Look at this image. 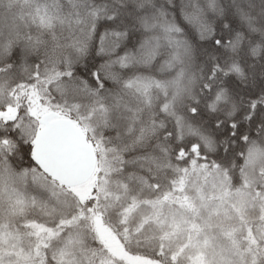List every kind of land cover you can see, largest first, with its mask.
Returning <instances> with one entry per match:
<instances>
[{
    "label": "trees",
    "instance_id": "16d2710c",
    "mask_svg": "<svg viewBox=\"0 0 264 264\" xmlns=\"http://www.w3.org/2000/svg\"><path fill=\"white\" fill-rule=\"evenodd\" d=\"M49 77V112L83 121L90 143L122 158L105 216L120 231L122 210L164 200L193 163L226 171L240 188L248 157L264 160V0H0V113L21 107V116L0 120V146H8L0 155V230L29 255L41 252L27 238L39 240L31 227L63 230L42 246L43 264H104L86 224L61 225L80 211L71 188L33 161L39 129L31 128L29 91ZM258 211L245 215L252 221ZM144 215H134L136 236L121 239L124 248L164 263L161 242L147 240L143 226L136 233ZM206 233L197 239L210 251L207 262L227 264L215 253L227 241Z\"/></svg>",
    "mask_w": 264,
    "mask_h": 264
},
{
    "label": "rangeland",
    "instance_id": "374dc122",
    "mask_svg": "<svg viewBox=\"0 0 264 264\" xmlns=\"http://www.w3.org/2000/svg\"><path fill=\"white\" fill-rule=\"evenodd\" d=\"M54 79L55 77L42 79L39 83L36 82L34 88L29 91V93L32 92L31 102L28 105L33 113L31 128L36 132L41 128V125L38 126L37 123L39 117L36 113L37 108L44 107L43 115L52 110L47 107L48 101L44 95L47 84ZM20 108L19 102H15L6 109L4 114L0 113V120L4 122L21 116ZM76 125L83 129L86 136L90 134V128L83 121ZM94 146L98 162L93 177L82 186L68 190L76 198L74 200L80 203V211L73 220L64 221L61 225L69 228L76 224H86L103 248L102 253L96 255L95 259L98 262L159 264L140 255L130 254L122 242L124 240L127 243L136 236L129 226L133 223L134 215L142 209L146 215L140 219L136 233L143 226L147 232V240L161 242L160 253H168V255L164 253V263L210 264L205 258L208 250L205 251L197 239L198 235L209 232L206 234L215 235L227 241V245L221 244V246L226 245L225 250L215 251L220 260L227 264H264V160L262 162L258 154L248 157L243 170V187L240 188L232 187L226 171L193 163L189 171L184 174L185 180L177 184L175 190L169 193L164 200L133 201L122 210L118 219L122 227L120 231L117 226L107 223L105 216L108 214L107 209L109 205L111 206L112 200L116 198L109 191V179L114 172L120 170L122 158L106 152L99 142H95ZM6 149H8L7 145L6 148L0 146V155ZM252 207H257L259 211L255 218L249 221L245 211ZM202 215L204 219H201ZM123 225H125L124 229ZM36 227H31V229L38 233L39 240L34 241L33 237L28 234L27 238L33 243L36 242L35 247L41 252L36 251L31 255H29L30 251L23 249L22 246L18 249L15 243L11 244L12 238L4 236V232L0 230V244L6 249L5 253H1L0 249V261L4 262V255L11 256L13 253L21 252L22 262L16 264L45 263L42 246L63 230L47 228L44 231L45 227L42 229ZM210 247L211 245L207 243V249ZM182 256H188L187 260H180ZM7 259L5 257V260Z\"/></svg>",
    "mask_w": 264,
    "mask_h": 264
},
{
    "label": "water",
    "instance_id": "95a60500",
    "mask_svg": "<svg viewBox=\"0 0 264 264\" xmlns=\"http://www.w3.org/2000/svg\"><path fill=\"white\" fill-rule=\"evenodd\" d=\"M34 139L33 161L42 173L65 187L88 182L97 166L96 150L72 120L48 112Z\"/></svg>",
    "mask_w": 264,
    "mask_h": 264
}]
</instances>
